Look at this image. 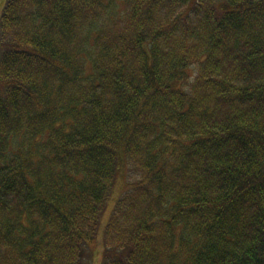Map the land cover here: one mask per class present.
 <instances>
[{"label": "trees", "instance_id": "trees-1", "mask_svg": "<svg viewBox=\"0 0 264 264\" xmlns=\"http://www.w3.org/2000/svg\"><path fill=\"white\" fill-rule=\"evenodd\" d=\"M0 264H264V0H6Z\"/></svg>", "mask_w": 264, "mask_h": 264}, {"label": "rangeland", "instance_id": "rangeland-1", "mask_svg": "<svg viewBox=\"0 0 264 264\" xmlns=\"http://www.w3.org/2000/svg\"><path fill=\"white\" fill-rule=\"evenodd\" d=\"M6 0H0V16L4 7ZM2 87V83L0 82V88ZM130 165H125V170L122 171L118 175L116 181L114 182L112 186V190L110 192V196L108 199L107 206L100 218V222L98 224V229L96 232V237L93 243H88L89 246L86 248L84 257H83V264H99L102 260V251H103V244H102V236H103V230L105 227V224L109 218V214L111 212L112 207L114 206L117 198L122 194V192L125 190V184L127 177L125 176L126 173H128V168Z\"/></svg>", "mask_w": 264, "mask_h": 264}]
</instances>
